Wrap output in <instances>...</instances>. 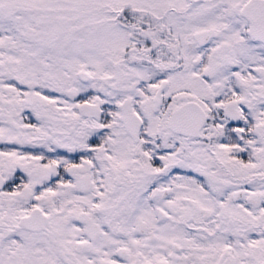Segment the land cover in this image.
<instances>
[{"label": "snow or ice", "instance_id": "1", "mask_svg": "<svg viewBox=\"0 0 264 264\" xmlns=\"http://www.w3.org/2000/svg\"><path fill=\"white\" fill-rule=\"evenodd\" d=\"M0 264H264V0H0Z\"/></svg>", "mask_w": 264, "mask_h": 264}]
</instances>
